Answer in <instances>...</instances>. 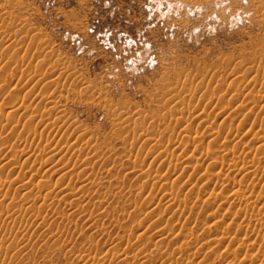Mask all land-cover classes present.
Returning a JSON list of instances; mask_svg holds the SVG:
<instances>
[{
  "label": "rangeland",
  "instance_id": "374dc122",
  "mask_svg": "<svg viewBox=\"0 0 264 264\" xmlns=\"http://www.w3.org/2000/svg\"><path fill=\"white\" fill-rule=\"evenodd\" d=\"M263 82L264 0H0V108H9L14 98L17 102L18 94L24 98L17 102L16 114L22 126L12 129L0 123V158H12L3 140L14 142L15 132L26 133L34 125L53 141L54 150L76 142L80 152L69 154L75 167L83 154L91 158L72 177L57 179L67 170L53 175L47 207L36 197L25 200L23 194L32 189L17 176L18 168H9L10 183L0 197V264H183L185 256L178 254L173 240L183 233L188 235L183 250L195 247L191 264H263L264 229L247 237L228 233L230 229L222 235L215 221L220 226L245 225L248 219L239 215L236 205L222 206L227 210L214 215L213 206L221 207L215 199L221 196L211 194L212 186L203 201H196L200 188L182 174L175 189L179 201L169 202L165 196L144 216L135 214L132 206L138 200L139 205L151 201L139 190L141 181L159 189L148 171L162 166V159L155 157L153 141L147 145L144 139L157 137L154 143L161 149L172 148L183 128L174 124L178 105L218 115L216 120L187 122L199 132L198 138L218 130L233 143L247 135L257 144L264 138V107L257 99L242 112L237 106L248 98L246 84L262 89ZM30 102L32 114L24 107ZM206 137L190 139V154L219 149L220 142ZM86 140L92 150L85 148ZM30 141L35 148L39 138ZM239 159L260 165L251 183L264 189V150ZM205 173L209 171L203 168L200 174ZM68 176L72 186L66 183ZM233 176L235 181L241 178ZM181 198L184 212H173L176 206L171 205ZM159 210L162 215L165 211L162 219ZM140 219L143 235L135 233ZM164 232L167 240L157 243ZM218 237H225L228 245L209 252ZM114 244L119 255L109 252ZM169 254L175 256L172 261Z\"/></svg>",
  "mask_w": 264,
  "mask_h": 264
},
{
  "label": "bare ground",
  "instance_id": "6f19581e",
  "mask_svg": "<svg viewBox=\"0 0 264 264\" xmlns=\"http://www.w3.org/2000/svg\"><path fill=\"white\" fill-rule=\"evenodd\" d=\"M15 45V44H14ZM13 45V46H14ZM252 56V55H251ZM65 60V59H64ZM246 64V63H245ZM24 66V65H23ZM54 66V65H53ZM61 67V66H60ZM44 68V67H43ZM36 72V71H35ZM41 72V71H40ZM7 73V72H6ZM28 75V74H27ZM53 75V74H52ZM51 76V75H50ZM202 77V76H200ZM263 77V75H262ZM12 78V77H11ZM55 78V77H54ZM15 79V78H14ZM28 79V78H27ZM4 80V79H3ZM255 80V79H254ZM195 81V80H194ZM256 81V80H255ZM27 83V82H25ZM237 83V82H236ZM252 83V82H251ZM250 83V84H251ZM264 83V82H263ZM81 84V83H80ZM255 84V83H254ZM23 85V83H22ZM26 85V84H25ZM192 85V84H191ZM207 85V84H206ZM209 85V84H208ZM16 86V85H15ZM193 86V85H192ZM4 87V86H3ZM12 87V86H11ZM1 88V87H0ZM21 88V87H20ZM26 88V87H25ZM245 88L248 89L249 93L247 94V96L245 97L246 100H244V102L240 105L237 106L238 110H241L240 112H242V109L245 108L252 100L257 99L258 104H262V108L264 107V87L258 88L256 85H249L246 84ZM23 89V88H22ZM41 89V88H40ZM243 89V88H242ZM78 90V89H77ZM187 90V89H186ZM3 91V90H2ZM21 91V90H19ZM52 91V90H51ZM17 92V91H16ZM34 92V91H33ZM185 92V91H184ZM221 92V91H220ZM50 93V92H49ZM47 94V93H46ZM5 96V95H4ZM50 96V95H49ZM20 97V98H18ZM209 97H213V96H209ZM17 102H19L20 104L24 102V98H21V96L18 94V96L16 97ZM29 98V97H28ZM33 98V97H32ZM31 98V99H32ZM206 98V97H205ZM30 99V100H31ZM244 99V98H243ZM57 100V99H56ZM3 101V100H2ZM12 101V100H11ZM34 101V100H33ZM15 102V98H14V103H12V105L7 108V109H2L0 108V123H4V125H6L7 127H11L13 129V127L15 126H19V124H21V119H18L16 114L17 113V107L19 105V103ZM55 102V101H52ZM61 102V101H60ZM6 103V102H5ZM9 103V102H7ZM58 103V102H57ZM220 103V102H219ZM11 104V103H10ZM251 104V103H250ZM55 105V104H54ZM127 105V104H126ZM1 106V104H0ZM25 107V112L26 113H34V105H32V103H26ZM200 107H196V106H191V105H178L177 108L175 109V115L178 116L176 118H174V124L175 127L178 128H182L180 133H178V136L175 137L176 139L173 140V147L172 148H160L159 145L157 144V142L155 141L154 143V139H156L154 137V139L152 138L153 136H148L145 137L144 139V144H151L153 141V153H155V157L162 159V166H158L156 167L154 170L152 168L151 165V169L149 168L150 173H148V175L152 176L151 177V181L152 184H156L159 186L158 191L154 190L151 185H149V182L147 183L148 185H146L145 183H143L144 181H141L140 183V191L142 192V194L147 193V198L146 199L149 201V199L151 200L149 203H147V201L142 202L143 204L139 205V200L137 201V204L133 203L132 206H134L136 208V213L137 215H142L144 216V213L147 211V209L149 210V207H154L155 208L157 206H159V204L161 203V201L163 200V198L166 196V199L169 200V202L174 201V200H178L181 197V195H179V193H177V191L175 190L176 188H178V183L179 180L182 176V174L184 175L185 181H190L189 183H192L191 185H197L198 189L200 188V191L196 192L193 198H196V201L202 200L203 201V197L206 194V190L208 188V186H212L213 189H209L211 194L213 195L214 192H218L217 194H219L221 196V198H217V200L215 199V201H219V204L221 205V207H215L213 206V214H220V211L222 210H227L222 208L223 207H228L230 205H236L237 208V212H239V215H243L248 219L247 224L243 225L240 222L239 223H227V226L225 225H221L219 224L218 221H215L214 224H217L219 226V228L221 229V234L225 235L226 231L230 229V232H233L234 235L236 234L237 236L239 234H242L243 236L247 237L248 235L250 236L251 233H256V232H261V234L263 233L262 228L264 229V222L262 220V209L264 208V189H261L262 186L256 189V187L253 185L254 181L251 183V179L252 177H254V175L256 174V171H258L261 167L260 165H249L246 161H244V159H239V156L244 158V157H248L251 154H254V150L256 151V149H261L264 150V138H262V140L259 141V143H254L251 140H248L246 138H248L247 135L243 136L240 142H236L233 143L232 140L230 139V135L228 136L227 134H223V132L221 133V131H213L210 130L208 132V138L206 137V135H202L204 138L206 137L209 140H217L218 143L220 142L221 145L219 147V149L217 150V148H213L215 150H208L205 152H195L192 151L193 153L190 154V151L193 150L190 148V146L188 145V142L190 141V139L192 140V137L197 138L198 140H202L204 139L202 136V138H198V136H196V133L199 134V132H195V130L193 129L192 126L190 125H186L187 122L189 121L190 124L192 121L194 120H198L199 118L204 119V120H216L218 115L213 114L212 112L208 113L207 110L201 109L198 110ZM261 108V109H262ZM247 110V109H246ZM259 110V109H258ZM209 111V110H208ZM38 112V111H37ZM25 113V115H26ZM64 113V112H63ZM212 113V114H211ZM51 114V113H50ZM114 114V113H113ZM236 114V113H235ZM4 115V116H3ZM144 115V114H143ZM50 116V115H49ZM21 117V116H20ZM116 117V116H115ZM163 117V116H162ZM133 118V117H132ZM139 118V117H138ZM64 119V118H63ZM199 119V121H201ZM115 122V121H114ZM129 122V121H128ZM139 122V121H138ZM188 122V123H189ZM202 122V121H201ZM208 122V121H207ZM23 123H25L23 121ZM126 123V122H125ZM168 123V122H167ZM226 123V122H224ZM173 124V123H172ZM26 126V124H24ZM165 125V124H164ZM171 125V124H170ZM5 126V127H6ZM35 126H30L28 129H26L25 131H27L26 133H17L15 132V139L14 142L12 141H7V140H3L4 144L9 145V149H10V153L12 154V158H5L2 159V157L0 158V197H2V191L4 190V188H7L9 185V172L8 170L11 166L18 168V172H17V176L24 182H26L29 186L31 192H27V193H22L25 200L26 201H31L34 197L39 198L42 200L44 207H47L49 204V191L52 188V179L53 175H57V174H61L65 171L63 174H61L59 177H57V179L59 178L61 180V178H65L67 175H70V177H72V174L74 171L78 170V168H81L83 165L82 163L85 162V160L87 159V155L88 154H83V158L81 160V165H79V167H75L76 165H74L75 163L72 161L74 159H72V156H70V152L71 151H77L80 152V147H77V145H74L76 142H73V144H71L70 142H64L66 144L60 145L57 148L53 147V141L49 138H45L42 135V132L40 133V131L36 132ZM167 126V125H166ZM228 126V125H227ZM37 127V126H36ZM168 127V126H167ZM3 125H0V135L2 133V129H3ZM18 128V127H17ZM22 128V127H21ZM25 128V127H24ZM178 128H175L178 129ZM23 129V128H22ZM164 129V128H163ZM170 129V128H168ZM173 129V128H172ZM171 129V130H172ZM6 130V128H5ZM21 130V129H20ZM225 130V129H224ZM252 130V129H251ZM23 132V131H22ZM49 132V131H48ZM59 132V131H58ZM68 132V131H67ZM157 132V131H156ZM207 132V131H206ZM17 133V134H16ZM56 134V133H55ZM75 134V133H74ZM93 134V133H92ZM91 134V135H92ZM95 134V133H94ZM151 133H149L150 135ZM230 134V133H228ZM252 134V133H251ZM52 135V134H51ZM145 135V134H144ZM144 135H142L144 137ZM147 135V134H146ZM160 135V134H159ZM164 135V134H163ZM75 136V135H74ZM155 136V135H154ZM253 136V135H252ZM67 137V136H66ZM124 137V136H123ZM162 137V136H161ZM165 137V136H164ZM38 142H34L37 143L38 145H36L35 148H32V146L28 145L29 140L34 141L35 139H38ZM95 138V137H94ZM174 138V137H173ZM68 139V137H67ZM142 139V140H143ZM158 139V138H157ZM160 139V138H159ZM168 139V138H167ZM166 139V140H167ZM9 140V138H8ZM76 140V139H75ZM94 140V139H93ZM170 140V139H168ZM1 141V140H0ZM30 141V142H31ZM69 141V139H68ZM115 141V140H114ZM204 141V140H203ZM2 142V143H3ZM78 142V141H77ZM84 142V141H83ZM159 142V140H158ZM32 143V142H31ZM56 143H58V141H56ZM79 143V142H78ZM90 143L88 140L85 141V148L88 150L91 149L90 147ZM128 143V142H127ZM162 143V142H161ZM79 145V144H78ZM163 145V144H161ZM35 146V145H33ZM56 146V145H55ZM94 146V145H93ZM138 146V145H137ZM151 146V145H150ZM195 147V145H194ZM203 147V146H202ZM96 148V147H95ZM94 148V150H95ZM129 148V147H128ZM130 149V148H129ZM92 150V149H91ZM146 150V149H145ZM124 151V150H123ZM133 151V150H132ZM151 151V152H152ZM201 151V150H200ZM113 152V151H112ZM144 152V151H143ZM195 152V153H194ZM86 153H88L86 151ZM152 154V153H150ZM9 155V154H7ZM82 155V153H81ZM132 155V154H131ZM143 155V154H142ZM239 155V156H238ZM6 156V155H5ZM4 156V157H5ZM90 157V156H89ZM79 158V157H78ZM109 158V157H108ZM149 158V157H148ZM91 159V158H90ZM89 159V160H90ZM104 159V158H103ZM139 159V158H138ZM137 159V160H138ZM145 159V158H144ZM88 160V159H87ZM88 160V161H89ZM75 161V160H74ZM140 161V160H138ZM157 161V160H156ZM87 162V161H86ZM93 163V162H92ZM89 164V163H88ZM87 164V166H88ZM141 164V163H140ZM140 164L138 166H140ZM151 164V162H150ZM251 164V163H250ZM70 165H72L71 169H69ZM86 165V164H85ZM144 165V164H142ZM147 165V164H146ZM180 165V167L178 168L177 166ZM145 166V165H144ZM110 167V166H109ZM83 168V167H82ZM107 168V167H106ZM133 168V167H132ZM144 168V167H142ZM141 168V169H142ZM146 168V167H145ZM165 168L167 170H165ZM206 168L209 173H205V174H200L202 173V169ZM225 168V169H224ZM148 169V166L147 168ZM71 170V171H70ZM83 170V169H82ZM153 170V171H152ZM178 170V171H177ZM16 171V170H15ZM143 171V169H142ZM77 172V173H78ZM83 172V171H81ZM145 172V171H144ZM180 172V173H179ZM186 174V175H185ZM207 174H209V176H207ZM234 175L233 177H237L238 175L241 177L238 180L235 181V179H231L229 176L230 175ZM147 175V174H145ZM168 175H170L171 177H168ZM13 176V175H12ZM95 176V175H94ZM118 176V175H117ZM143 176V175H142ZM149 176V177H150ZM68 180L67 178V182L64 181V179H62L64 182L68 184H70L72 186L71 183H69L70 178ZM147 177V176H146ZM49 178V179H47ZM78 178V177H77ZM100 178V177H99ZM54 179V178H53ZM58 179V180H59ZM75 179V180H74ZM73 181H76V178H74ZM145 179V178H143ZM56 181V180H55ZM63 182V184H64ZM57 183H59L57 181ZM56 184V183H55ZM82 184V183H81ZM80 184V185H81ZM54 185V184H53ZM60 185V184H58ZM69 185V186H70ZM79 185V186H80ZM28 186V187H29ZM64 186V185H63ZM74 186V185H73ZM98 186V185H97ZM129 186V185H128ZM189 186V185H188ZM27 187V188H28ZM92 187V186H91ZM151 187V188H148ZM264 187V185H263ZM109 188V187H108ZM107 188V189H108ZM203 188V189H202ZM210 188V187H209ZM70 189H72V187H70ZM137 189V190H138ZM7 190V189H6ZM138 190V191H139ZM218 190V191H216ZM28 191V190H27ZM75 191V190H74ZM7 192V191H6ZM26 192V191H25ZM57 192V190H56ZM105 192V191H104ZM131 192V190H130ZM129 192V193H130ZM208 192V191H207ZM209 192V193H210ZM136 194V193H135ZM141 194V193H140ZM183 194V193H182ZM55 195V193H54ZM52 195V196H54ZM209 195V194H208ZM216 195V194H214ZM15 196V195H13ZM22 196V197H23ZM79 196V195H78ZM144 196V195H143ZM183 196V195H182ZM193 196V195H192ZM191 196V197H192ZM51 197V196H50ZM56 197V196H55ZM127 197V196H126ZM185 197V195H184ZM14 198V197H13ZM103 198V197H102ZM183 198V197H182ZM182 198L178 203V205H171L172 206H176L174 208H172V211L175 212L177 209H179L182 212H184L182 209L183 205H182ZM72 199V198H71ZM107 199V198H106ZM105 199V200H106ZM129 199V198H128ZM145 199V198H144ZM111 200V199H110ZM130 201V200H129ZM195 201V200H194ZM127 202V201H126ZM125 202V203H126ZM131 202V201H130ZM135 202V199H134ZM177 202V201H176ZM183 202L184 199H183ZM200 202V201H199ZM52 203V202H51ZM94 203V202H93ZM118 203V202H117ZM116 203V204H117ZM84 204V203H83ZM185 204V203H184ZM56 205V204H55ZM154 205V206H153ZM215 205V204H214ZM218 205V204H217ZM49 206H51L49 204ZM105 206V205H104ZM124 205H122L123 207ZM121 207V206H120ZM127 207V206H126ZM166 206H164L165 208ZM169 206V208H171ZM215 207V209H214ZM105 208V207H104ZM163 208V209H164ZM168 208V209H169ZM123 209H125L123 207ZM152 209V208H151ZM154 209V208H153ZM212 209V208H211ZM32 210V209H31ZM73 210V209H72ZM120 210V209H119ZM17 211H21V209L19 210L17 208ZM127 211V210H126ZM162 210H159V214H157L160 219V217L165 215V211L164 215H162L161 212ZM22 212V211H21ZM124 212V211H123ZM178 212V211H177ZM39 213V212H38ZM130 213V212H129ZM147 213V212H146ZM134 214V218L138 220V218L135 216ZM169 214V213H168ZM231 215V214H230ZM132 217V218H133ZM161 217V219H162ZM105 218V217H104ZM113 218V217H112ZM222 218V217H221ZM230 218V217H228ZM232 218V217H231ZM41 219V218H40ZM44 219V218H43ZM153 219V218H152ZM151 219V220H152ZM245 219V220H247ZM46 220V219H45ZM134 220V219H133ZM227 220V219H226ZM229 220V219H228ZM225 221V220H224ZM229 222V221H226ZM132 223V221H131ZM135 223V222H134ZM142 220L140 219L138 228L136 229V234L138 235H143L145 234V230H143L142 227L141 228V224ZM128 225V224H127ZM147 225V224H146ZM143 226V225H142ZM143 230L142 232H138L139 230ZM175 231V230H173ZM248 232H251L250 234H248ZM128 233V232H126ZM152 233V232H151ZM150 233V234H151ZM172 233V232H171ZM170 233V234H171ZM228 233H226V235H228ZM126 235V234H125ZM169 234H167L166 232L162 233L160 235V239H158L156 242L162 244L165 240H167ZM252 235V234H251ZM24 236V235H23ZM128 236V234H127ZM135 236V235H134ZM162 236H165L164 238H161ZM260 236V233H259ZM262 236V235H261ZM260 236V238H261ZM148 237V236H147ZM256 237V236H255ZM112 238V237H111ZM130 238V237H129ZM149 238V237H148ZM147 238V239H148ZM250 239V237H248ZM127 239V238H126ZM188 239V235L186 234H182L180 237H176L173 240H175L176 242V246L178 248H180V253H178L179 255L182 253L185 256V263L183 262V264H191V251H193V249H195V247L191 248V249H186L183 250L185 244ZM255 239V238H254ZM259 240V239H258ZM152 241V240H151ZM262 241V240H260ZM258 242V241H257ZM97 243V242H96ZM127 244L130 243V240L127 242ZM194 244V246H196V242H192ZM251 243V241H250ZM249 243V244H250ZM254 243V241H253ZM256 243V242H255ZM122 244V243H121ZM227 244L226 238L225 237H218L215 242L213 243V245H210L209 248V252L211 253H216L217 251L221 250L223 247H225ZM258 245V244H257ZM103 246V245H102ZM140 246V245H138ZM70 248V247H69ZM122 248V247H121ZM125 248V247H124ZM186 248V247H185ZM135 249V248H134ZM69 250V249H68ZM125 250V249H123ZM122 250V251H123ZM146 250V249H145ZM143 250V253L144 251ZM149 250V249H148ZM178 250V249H177ZM120 248H118L117 245L114 244L113 247L109 248V252L112 253L113 255L120 253ZM127 251V250H126ZM131 251V250H130ZM216 251V252H215ZM108 252V254H109ZM125 252V251H124ZM160 252V251H159ZM107 253V252H106ZM126 253V252H125ZM124 253V254H125ZM133 253V252H132ZM131 253V255H132ZM225 253V252H224ZM136 254V253H135ZM110 255V254H109ZM114 255V256H115ZM119 255V254H118ZM165 255V254H164ZM177 255V253L175 254V256ZM178 255V256H179ZM182 255V257H184ZM231 255V254H230ZM114 256H112L114 258ZM168 256V255H167ZM169 258L172 261L175 256L169 254ZM118 257V256H117ZM116 257V258H117ZM147 257V256H146ZM223 257V256H222ZM231 257V256H230ZM85 258V257H84ZM115 258V259H116ZM149 258V256H148ZM152 258V257H151ZM156 258V256H155ZM195 258V257H193ZM225 258V257H223ZM228 258V257H227ZM89 259V258H88ZM119 259V258H118ZM93 260V258L91 259ZM127 260V258H126ZM168 260V261H170ZM260 261H262V263L264 264V256L260 259ZM96 261V260H95ZM257 261V260H256ZM92 262V261H91ZM98 262V261H97ZM174 262V261H173ZM87 263H90L87 262ZM96 263V262H95ZM99 263V262H98ZM176 263V262H175ZM83 264V263H82ZM126 264H130V263H126ZM132 264V263H131ZM146 264V263H145Z\"/></svg>",
  "mask_w": 264,
  "mask_h": 264
},
{
  "label": "snow or ice",
  "instance_id": "6c2138e0",
  "mask_svg": "<svg viewBox=\"0 0 264 264\" xmlns=\"http://www.w3.org/2000/svg\"><path fill=\"white\" fill-rule=\"evenodd\" d=\"M245 2L247 3V0H245Z\"/></svg>",
  "mask_w": 264,
  "mask_h": 264
}]
</instances>
